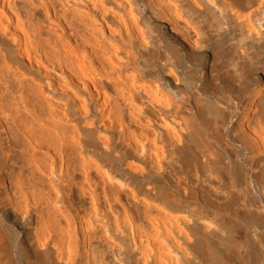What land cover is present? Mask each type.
<instances>
[{
	"label": "bare ground",
	"instance_id": "1",
	"mask_svg": "<svg viewBox=\"0 0 264 264\" xmlns=\"http://www.w3.org/2000/svg\"><path fill=\"white\" fill-rule=\"evenodd\" d=\"M0 264H264V0H0Z\"/></svg>",
	"mask_w": 264,
	"mask_h": 264
}]
</instances>
